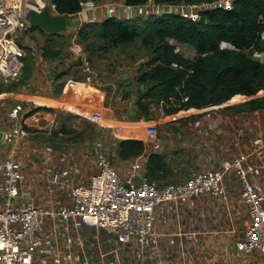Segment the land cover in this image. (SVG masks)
Returning a JSON list of instances; mask_svg holds the SVG:
<instances>
[{"label": "built area", "instance_id": "1", "mask_svg": "<svg viewBox=\"0 0 264 264\" xmlns=\"http://www.w3.org/2000/svg\"><path fill=\"white\" fill-rule=\"evenodd\" d=\"M97 1L84 2L69 19L80 20L83 13L103 9L107 18L118 21L172 14L198 23L208 13L234 10L238 0H197L185 5L112 1L106 7ZM45 9L61 15L51 0H0L4 81L18 80L22 73L26 52L17 42L18 30L31 26L30 12ZM90 23L96 20L85 24ZM219 47L237 49L226 41ZM176 50L182 51L181 46ZM248 52L260 61L263 58L255 50ZM78 54L83 57V71L91 73L90 60L81 49ZM24 97L8 110L13 124L9 135L0 138V264H204L205 237L223 235L232 238L235 252L226 264H264V126L246 135L233 159L184 181L159 184L142 174L141 158L122 175L101 141L87 156L93 162L91 172L87 168L85 173L79 162L82 155L57 154L27 142L23 122L29 108ZM89 109L83 107L79 114L101 122L102 111ZM259 111L264 117V109ZM146 134L155 138L157 127L148 125ZM201 202L218 214L210 221L212 228H204L201 219L191 221L187 213ZM223 211L234 214L227 231L219 225Z\"/></svg>", "mask_w": 264, "mask_h": 264}, {"label": "rangeland", "instance_id": "2", "mask_svg": "<svg viewBox=\"0 0 264 264\" xmlns=\"http://www.w3.org/2000/svg\"><path fill=\"white\" fill-rule=\"evenodd\" d=\"M80 20L78 16H71L69 19V26L74 34L51 35L32 25H25L16 34L17 42L24 48L26 56L23 59L22 73L18 80L7 82L0 76V119L3 122H8L6 117L8 110L16 102L25 99L24 96L28 95L29 90L35 92L36 90L33 88H36L39 93L41 90L43 91L39 82L35 85L34 82L43 78L50 82V92L46 90L43 92L44 95L47 94L45 95L47 100H40L41 102L33 104L34 106L27 102L29 110L25 115L23 126L28 132L26 140L32 145L45 147L57 154L70 152L80 156L89 155L94 144L101 141L105 145L109 157L116 164L123 160L119 155V141L136 139L118 136L119 130H116V125L124 123H115L109 120L105 114L107 112L114 118L111 111H106L101 102L91 104L87 98L88 95L75 93L72 86L70 93L76 96L73 98H76L78 105L72 106L63 98H59L67 80H70L72 84L83 83L92 88L101 89L112 97V102L117 95V92H114L115 85L132 88L133 94L132 90H129L124 92L123 98L130 99L134 95L139 103H135L136 108L133 107L134 103L130 105L131 108L125 116L126 121L130 122L129 124H139V118H145L147 112L144 108H149V111L154 109V115L157 113L159 116L155 119H146V123H141L140 137H143L146 142L153 140L145 132L148 125H153L158 129V137L155 141H158L161 135L167 136L169 133L168 136H173L171 140L176 147L179 145L175 138L181 133L188 137L193 132V138L205 134L196 135L195 128L198 126L197 121L207 115L223 112L238 118L240 115H249L264 108L253 110L248 105L250 99L264 97L263 91L252 98L242 97L240 100L234 98L225 103L208 104L201 108H190L167 115L166 108L170 107V104L159 101L158 90L154 89L153 85H137L140 69L151 58V53L142 41L138 39L130 46L112 47L99 37L98 30L93 23L82 25ZM136 22L145 25L143 21ZM81 31L83 32L82 37L79 35ZM80 49L90 60L91 73H85L82 69L83 57L78 54ZM49 60L51 66H47ZM88 76H90V82H88ZM112 94L114 95L112 96ZM102 95L100 93V96ZM73 101L69 100V102ZM118 102L115 100L113 106ZM85 103L90 106L89 110L100 109L102 111L101 122H93L79 114ZM85 106L88 108L87 105ZM160 107H162V111H158ZM137 140H141V138ZM180 150L182 152L180 157L184 158L182 161L184 166L180 168L177 165V160L172 157L169 160L168 156H164L170 166L154 179L164 184L190 177L192 174L190 167L202 153L197 149L194 151L190 149L191 151L188 152ZM229 251L230 248H226V252Z\"/></svg>", "mask_w": 264, "mask_h": 264}, {"label": "trees", "instance_id": "3", "mask_svg": "<svg viewBox=\"0 0 264 264\" xmlns=\"http://www.w3.org/2000/svg\"><path fill=\"white\" fill-rule=\"evenodd\" d=\"M51 1L59 14L70 16L79 13L88 0ZM147 1L125 0V3L141 5ZM155 1L182 3L183 0ZM143 22L145 25L107 18L93 24L99 37L112 47L130 46L138 39L142 41L151 58L140 69L138 83L153 85L158 90L159 101L170 104L166 114L221 104L234 98L240 100L244 96L252 98L264 91V0H238L234 10L208 13L206 19L198 23L172 14L152 16ZM223 41L232 43L237 49L221 50L219 45ZM178 45L194 48V59L187 58L183 51L177 52ZM251 49L263 54L261 61L252 57L248 52ZM186 97L188 99L184 100ZM248 105L253 110L262 108L264 97L250 99ZM144 109L147 110L145 117L149 118V108ZM145 150L141 140L119 141V155L123 159L137 157ZM149 168L151 172L162 169V159L152 156Z\"/></svg>", "mask_w": 264, "mask_h": 264}, {"label": "crops", "instance_id": "4", "mask_svg": "<svg viewBox=\"0 0 264 264\" xmlns=\"http://www.w3.org/2000/svg\"><path fill=\"white\" fill-rule=\"evenodd\" d=\"M115 1L119 3H124L125 0H98L97 2L100 5L107 6L108 3ZM93 14V15H92ZM92 14L88 13H83L81 15V19L83 22L81 23L82 25L85 23H88V21L91 18H94L96 22H102L105 19H107L106 15L104 13L103 9L95 10L93 11ZM69 20H68V30L65 32V34H74V31L69 26ZM55 35V34H51ZM264 38V32L262 34ZM181 50L187 56L189 59H193L195 57L196 51L194 48L191 46H185V48L181 46ZM51 61H48L47 66H51ZM39 82L40 86L43 87V91L41 90V93L37 92L38 90L36 88H33V90H36L33 92L32 90H29L27 92L28 95H25L27 97V101L29 105H36L35 103L41 102L40 100H47V97L43 94L45 92L44 90L50 92V85L51 83L45 80L44 78L41 79L40 81L34 82V85ZM90 82V80H88ZM33 85V86H34ZM137 85L139 83L137 82ZM73 87V90L75 93H80L81 95L86 94L88 95L89 102L91 104H97L100 103L105 106L106 111H111L113 114V117L109 113L106 112L105 116L115 122V123H124L122 125H116V130H119L117 135L118 136H124L125 138H136L140 139L145 143L146 150L143 154L137 156V157H132V158H125L122 161L118 162L115 164V167L117 170L122 174L126 175L130 164L136 160L141 158L144 160L143 163V170L142 174L149 177L150 179H153L157 181L159 184L160 183L157 179H154L158 177L160 174L164 173L170 164L168 165L166 162V158L164 156H168L169 160L170 157L174 158L178 162V166L183 167L184 163L182 162L184 158L180 157V154L182 153L180 149H183L184 152H188L190 149L198 150L202 153V155L199 157L197 161H194L191 165V170L190 172L192 173L190 177L197 174V172H201L202 170H210L214 169L220 164L226 160V159H233L241 150L239 148V145L242 144L243 140L246 138V135H249V133L255 134L258 129H260L262 126H264V117L262 113L257 110L254 113H250L249 115H240L238 118H235L233 116H230L228 113H223L221 112L220 114L213 113V115H207L206 117H203L201 120L197 121L198 126L195 128L196 135L199 136V133H205L201 134L199 137L193 138V132L190 134L188 137L184 136L183 133L179 134L176 136V140L178 142L177 145L179 146H174L175 144L171 140L173 137L172 135L167 134L166 135H161L158 139V141H155V139L158 137V134L153 140H150L148 142L144 141L143 137H140L141 135V123H146V119H155L159 116V114L155 113L154 115V109H151L149 111L150 115L149 118H139L138 123L139 124H129L130 122L126 121V113L129 112L130 110V105L134 103L133 107L136 108L135 103L138 104L137 102V97L134 95L128 99V98H123L124 92H127L129 90H132V88L128 87H123L121 86H116L114 87V92H117V95L114 97V101L118 100L119 102L117 104L112 102V97L108 95L107 92L102 91L101 89L98 90L95 88H92L88 85H85L83 83H74L70 82V80H67L63 86L62 93L59 95V98H63L66 100V102L72 106L78 105V101L75 100L76 98H73L75 95H72L70 92V87ZM97 93H96V92ZM132 90V94H133ZM103 94L100 96V93ZM114 94H112L113 96ZM29 96V98H28ZM76 97V96H75ZM100 97V99H99ZM69 100H74L73 102H69ZM33 105V106H34ZM85 105L88 106V104H84L83 107H86ZM127 110V112H125ZM158 111H161L160 109ZM182 111V110H181ZM174 114V113H173ZM170 115V114H167ZM7 117V115H6ZM119 119V120H117ZM124 119V120H122ZM8 120V117H7ZM154 121V120H153ZM11 122L8 120V122H3L0 119V138L3 139L4 136H8V129L10 127ZM138 125V126H137ZM185 131V130H183ZM146 132V131H145ZM131 135V137H130ZM166 137H168V140H166ZM239 144V145H238ZM105 146V145H104ZM106 148V147H105ZM176 148V149H174ZM191 151V150H190ZM93 152V149L92 151ZM212 152V153H211ZM176 153V154H175ZM178 153V154H177ZM89 155H82L80 156L79 162L81 163V169L82 172L88 168H90L89 172H91V163L93 160H91L90 157H87ZM152 156H157L162 159L163 162V168L155 170L154 172L150 171L149 168V160ZM187 175V174H186ZM184 175V176H186ZM153 178H151V177ZM179 179L176 182L184 181L188 178ZM175 183V182H171ZM166 184V183H164ZM234 205V204H233ZM192 210L187 211L191 221H194V219H201L202 221H205L204 228H212L211 226V219H213L215 216L218 217V214L216 215V210L211 209L207 204L204 203H196L191 206ZM234 209V206H233ZM215 211V212H214ZM223 219L221 223L219 224L221 226V229L224 231H227L228 229L230 230L231 228V221L232 218L234 217L233 213L229 212L227 214L226 212L223 211ZM207 221V222H206ZM192 226H197L196 224H192ZM219 227V226H218ZM204 244L208 248L205 251L203 255V263L204 264H226L229 263L231 260V257L234 258L235 252L231 248V243H232V238L229 237L228 235H223L218 237L214 236H208L205 237L204 239ZM226 248H230L229 252H226ZM228 253V255H227Z\"/></svg>", "mask_w": 264, "mask_h": 264}, {"label": "water", "instance_id": "5", "mask_svg": "<svg viewBox=\"0 0 264 264\" xmlns=\"http://www.w3.org/2000/svg\"><path fill=\"white\" fill-rule=\"evenodd\" d=\"M185 5L186 1L183 0ZM69 17L66 15H53L49 9L41 12L32 11L29 14V23L32 26L39 27L48 34H63L68 30Z\"/></svg>", "mask_w": 264, "mask_h": 264}]
</instances>
